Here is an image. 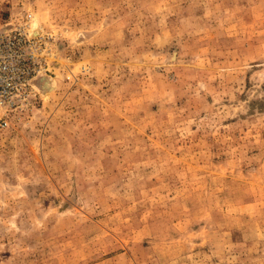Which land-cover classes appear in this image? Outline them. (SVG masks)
Here are the masks:
<instances>
[{"label":"rangeland","instance_id":"rangeland-1","mask_svg":"<svg viewBox=\"0 0 264 264\" xmlns=\"http://www.w3.org/2000/svg\"><path fill=\"white\" fill-rule=\"evenodd\" d=\"M41 40L0 128V264H264V0H0Z\"/></svg>","mask_w":264,"mask_h":264},{"label":"built area","instance_id":"built-area-1","mask_svg":"<svg viewBox=\"0 0 264 264\" xmlns=\"http://www.w3.org/2000/svg\"><path fill=\"white\" fill-rule=\"evenodd\" d=\"M41 40L29 30L0 23V128L9 126V114L30 102L41 71ZM35 93V94H34Z\"/></svg>","mask_w":264,"mask_h":264}]
</instances>
